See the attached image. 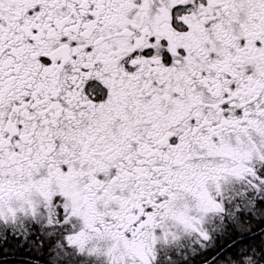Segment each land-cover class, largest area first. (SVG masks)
Here are the masks:
<instances>
[{
	"label": "snow or ice",
	"instance_id": "obj_1",
	"mask_svg": "<svg viewBox=\"0 0 264 264\" xmlns=\"http://www.w3.org/2000/svg\"><path fill=\"white\" fill-rule=\"evenodd\" d=\"M20 218L56 264H153L184 236L264 264V0H0V222Z\"/></svg>",
	"mask_w": 264,
	"mask_h": 264
},
{
	"label": "flooded vegetation",
	"instance_id": "obj_2",
	"mask_svg": "<svg viewBox=\"0 0 264 264\" xmlns=\"http://www.w3.org/2000/svg\"><path fill=\"white\" fill-rule=\"evenodd\" d=\"M39 233V221L35 223L31 218H20L14 223L0 222V264H26L29 260H38L39 264H56V258L44 250L43 252L30 249L27 244L20 246L21 238L27 236L31 240ZM14 248V252L9 250ZM157 258L153 264H212L209 257L216 252L214 242L201 247L194 237L184 236L168 245L157 246ZM231 253L225 252L221 260L230 257ZM82 258H77L80 260ZM77 264V261H73ZM91 264V262H85Z\"/></svg>",
	"mask_w": 264,
	"mask_h": 264
},
{
	"label": "trees",
	"instance_id": "obj_3",
	"mask_svg": "<svg viewBox=\"0 0 264 264\" xmlns=\"http://www.w3.org/2000/svg\"><path fill=\"white\" fill-rule=\"evenodd\" d=\"M10 253H13L14 252V248L12 247L10 250H9Z\"/></svg>",
	"mask_w": 264,
	"mask_h": 264
}]
</instances>
